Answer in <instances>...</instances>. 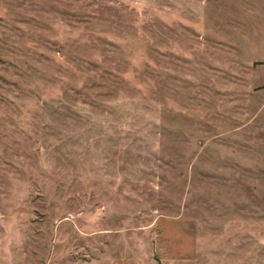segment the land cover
Returning a JSON list of instances; mask_svg holds the SVG:
<instances>
[{
    "label": "rangeland",
    "instance_id": "obj_1",
    "mask_svg": "<svg viewBox=\"0 0 264 264\" xmlns=\"http://www.w3.org/2000/svg\"><path fill=\"white\" fill-rule=\"evenodd\" d=\"M0 264H264V0H0Z\"/></svg>",
    "mask_w": 264,
    "mask_h": 264
}]
</instances>
